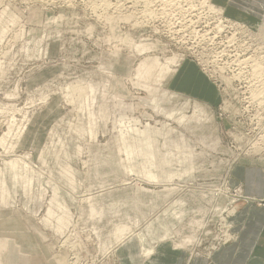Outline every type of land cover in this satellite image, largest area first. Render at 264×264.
Returning a JSON list of instances; mask_svg holds the SVG:
<instances>
[{"label":"rangeland","instance_id":"1","mask_svg":"<svg viewBox=\"0 0 264 264\" xmlns=\"http://www.w3.org/2000/svg\"><path fill=\"white\" fill-rule=\"evenodd\" d=\"M227 1L0 0V264H207L238 241L264 204L236 181L264 166V9Z\"/></svg>","mask_w":264,"mask_h":264},{"label":"crops","instance_id":"2","mask_svg":"<svg viewBox=\"0 0 264 264\" xmlns=\"http://www.w3.org/2000/svg\"><path fill=\"white\" fill-rule=\"evenodd\" d=\"M227 2L228 13L237 18L241 17L229 12L230 9L233 8L240 11L241 13L239 14L243 16H250L253 21L257 19L256 16L260 15L264 9V0H228ZM188 65L185 63L181 71L186 70ZM183 74L178 75L179 78L181 77L177 79L179 86L182 84V80L185 78L187 80V78L193 76L187 73L186 77H184L186 73ZM201 84L203 87L208 84L206 78H203ZM237 176L236 181L243 186L244 192L247 195L264 199V166L243 164L239 167ZM241 207V212L235 219V225H237L235 229L238 230L239 236L238 241L218 251L213 260L207 264H264V204L260 206L251 203ZM178 255L172 253L170 256H164L166 257L165 264H182L183 258ZM158 258V260H162L163 256H159ZM164 262H161V264H164ZM195 264L204 263L202 260L197 259Z\"/></svg>","mask_w":264,"mask_h":264},{"label":"bare ground","instance_id":"3","mask_svg":"<svg viewBox=\"0 0 264 264\" xmlns=\"http://www.w3.org/2000/svg\"><path fill=\"white\" fill-rule=\"evenodd\" d=\"M208 1V0H207ZM205 3V2H204ZM216 37V36H215ZM255 58V57H254ZM261 58V57H260ZM237 61V60H236ZM264 62V61H263ZM261 63V62H260ZM258 64V63H257ZM259 65H261V64H259ZM257 68V67H256ZM258 70V69H257ZM260 71V70H259ZM238 72V71H237ZM139 74L141 75V74H143V75H147V74H149V71H148V67L147 66H145V65H143L142 67H140V70H139ZM239 74V73H238ZM261 74V73H260ZM256 75V74H255ZM142 76V75H141ZM236 76V75H235ZM255 94V93H254ZM149 177H151V178H153V177H155L156 178V176L152 173V172H150L149 173V175H148ZM154 179V178H153Z\"/></svg>","mask_w":264,"mask_h":264}]
</instances>
